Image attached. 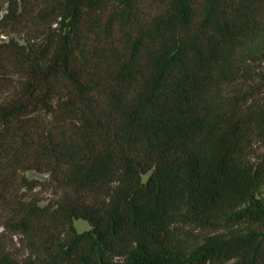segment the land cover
<instances>
[{"label": "trees", "instance_id": "16d2710c", "mask_svg": "<svg viewBox=\"0 0 264 264\" xmlns=\"http://www.w3.org/2000/svg\"><path fill=\"white\" fill-rule=\"evenodd\" d=\"M0 36V264H264V0H0Z\"/></svg>", "mask_w": 264, "mask_h": 264}, {"label": "rangeland", "instance_id": "374dc122", "mask_svg": "<svg viewBox=\"0 0 264 264\" xmlns=\"http://www.w3.org/2000/svg\"><path fill=\"white\" fill-rule=\"evenodd\" d=\"M3 38H4L3 36H0V41L3 40ZM262 153H263V151L260 148L256 147L254 149L253 155H262ZM25 177L28 180H34V181H37V182H40V183H43V182H45L47 180V176L46 175L38 174L36 172H26L25 173ZM49 198H51V196L49 194H42L43 201L40 203V206H44L46 204V201ZM259 199L264 204V188H262L260 190ZM73 226H74L75 230L78 233L87 231L89 229L88 224L86 222H84V221H81V220H74L73 221ZM240 231L243 232V230H240ZM0 232H1V228H0Z\"/></svg>", "mask_w": 264, "mask_h": 264}]
</instances>
